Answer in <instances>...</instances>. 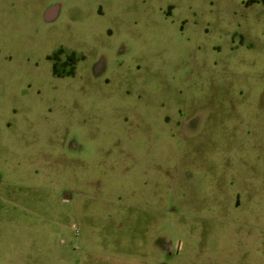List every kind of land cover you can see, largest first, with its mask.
I'll use <instances>...</instances> for the list:
<instances>
[{
  "label": "rangeland",
  "instance_id": "rangeland-1",
  "mask_svg": "<svg viewBox=\"0 0 264 264\" xmlns=\"http://www.w3.org/2000/svg\"><path fill=\"white\" fill-rule=\"evenodd\" d=\"M0 264H264V0H0Z\"/></svg>",
  "mask_w": 264,
  "mask_h": 264
},
{
  "label": "trees",
  "instance_id": "trees-1",
  "mask_svg": "<svg viewBox=\"0 0 264 264\" xmlns=\"http://www.w3.org/2000/svg\"><path fill=\"white\" fill-rule=\"evenodd\" d=\"M59 52H61V51H59ZM69 60H71L73 63H74V57H73V55H71L70 57H69ZM54 68V74L55 75H57V76H62V74H60V73H57V71H56V69H55V66L53 67ZM72 74V71L70 72V73H68V75H71Z\"/></svg>",
  "mask_w": 264,
  "mask_h": 264
}]
</instances>
